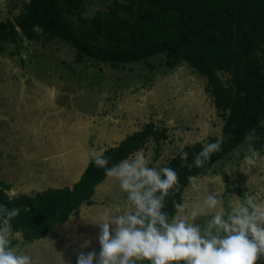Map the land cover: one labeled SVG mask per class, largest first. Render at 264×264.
Segmentation results:
<instances>
[{
  "label": "rangeland",
  "instance_id": "rangeland-1",
  "mask_svg": "<svg viewBox=\"0 0 264 264\" xmlns=\"http://www.w3.org/2000/svg\"><path fill=\"white\" fill-rule=\"evenodd\" d=\"M91 1L96 6L100 2ZM22 3L0 0V21L13 18ZM22 44L21 49L7 45L0 54V180L11 184V196L73 185L92 150L118 145L147 122L166 127L169 135L156 161L152 142L141 150L150 158L149 167H164L188 144L223 138L222 120L204 78L186 65L152 73L141 64L112 69L91 61L76 64L74 50L60 40ZM252 152L255 164L247 165L245 157ZM206 194H216L225 211L234 197L241 202L247 196L264 199V150L255 151L246 142L194 178L183 193L185 211H199ZM92 200V205L81 206L83 217L79 212L46 238L14 250L30 256L33 264H77L81 252L92 251L98 259L101 228L93 223L106 209L115 217L117 208L128 205L126 194L108 177L95 188ZM210 218L211 213L200 215L195 223L204 225ZM114 228L110 225V231ZM86 241L88 246L81 247ZM256 264H264V255Z\"/></svg>",
  "mask_w": 264,
  "mask_h": 264
},
{
  "label": "trees",
  "instance_id": "trees-1",
  "mask_svg": "<svg viewBox=\"0 0 264 264\" xmlns=\"http://www.w3.org/2000/svg\"><path fill=\"white\" fill-rule=\"evenodd\" d=\"M54 40L74 50V62L105 64L112 69L143 65L148 72L186 65L204 78L222 136L186 145L164 167L178 174V184L165 198L169 217L194 178L249 142L264 150V0H23L13 18L0 21V54L24 41L46 45ZM158 59V61H157ZM168 129L153 122L103 151L108 167L154 145L153 160L169 140ZM221 142L201 167L193 163L203 146ZM185 156V157H184ZM107 176L90 158L72 186L11 196V184L0 180V205L19 209L11 220V246L23 247L92 205L95 188ZM191 178V179H190ZM18 235V237L16 236ZM137 264H148L147 261Z\"/></svg>",
  "mask_w": 264,
  "mask_h": 264
},
{
  "label": "clouds",
  "instance_id": "clouds-1",
  "mask_svg": "<svg viewBox=\"0 0 264 264\" xmlns=\"http://www.w3.org/2000/svg\"><path fill=\"white\" fill-rule=\"evenodd\" d=\"M220 148V141L205 144L194 165L201 167ZM103 151L92 150L94 164L118 183L128 207L117 208L120 214L115 217L106 209L93 223L101 228L98 259L95 251L81 252L77 264H256L264 255V199L247 196L241 202L234 197L225 211L216 194H206L199 211L187 213L186 206L177 203L176 214L169 217L162 209L170 189L178 184L177 172L149 167L150 158L142 151L108 167ZM256 156L255 152L246 156L245 164H255ZM210 213L204 225L195 223L198 216ZM18 215L19 209L0 205V264H33L30 256L18 254L10 244V222ZM110 225H115L114 230L110 231Z\"/></svg>",
  "mask_w": 264,
  "mask_h": 264
},
{
  "label": "crops",
  "instance_id": "crops-1",
  "mask_svg": "<svg viewBox=\"0 0 264 264\" xmlns=\"http://www.w3.org/2000/svg\"><path fill=\"white\" fill-rule=\"evenodd\" d=\"M70 132H72V130H69L67 133L69 134ZM88 161V160H87ZM71 164V163H70ZM85 168V167H84ZM83 171V170H82ZM82 171H81V173H82ZM65 173H66V171H65ZM81 173H79L76 177H77V179H76V181L79 179V177H80V175H81ZM71 175H72V169H71ZM70 175V172H68L67 173V176H68V178L69 179H72V176ZM69 185V184H68ZM68 185H63L62 187H65V186H68ZM72 186V185H71ZM62 187H60V186H58V187H55V188H62ZM49 188H54V187H49ZM47 189V188H46ZM42 190H45V189H42ZM42 190H39V191H42ZM35 192H38V191H33V192H30V193H24V194H31V193H35ZM22 193V192H21Z\"/></svg>",
  "mask_w": 264,
  "mask_h": 264
},
{
  "label": "water",
  "instance_id": "water-1",
  "mask_svg": "<svg viewBox=\"0 0 264 264\" xmlns=\"http://www.w3.org/2000/svg\"><path fill=\"white\" fill-rule=\"evenodd\" d=\"M88 161H89V160H88ZM87 164H88V162H87ZM87 164H86V166H87ZM86 166H85V167H86ZM84 169H85V168H84ZM84 169H83V171H84ZM83 171H82V172H83ZM81 174H82V173H81ZM80 176H81V175H80ZM77 181H78V180H77ZM77 181H76V182H77Z\"/></svg>",
  "mask_w": 264,
  "mask_h": 264
},
{
  "label": "flooded vegetation",
  "instance_id": "flooded-vegetation-1",
  "mask_svg": "<svg viewBox=\"0 0 264 264\" xmlns=\"http://www.w3.org/2000/svg\"><path fill=\"white\" fill-rule=\"evenodd\" d=\"M32 142V141H31Z\"/></svg>",
  "mask_w": 264,
  "mask_h": 264
}]
</instances>
